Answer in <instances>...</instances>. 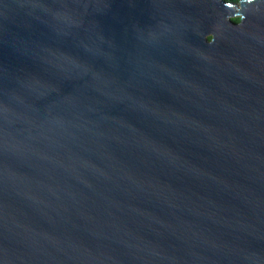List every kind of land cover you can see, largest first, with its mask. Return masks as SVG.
Here are the masks:
<instances>
[{"label": "water", "instance_id": "water-1", "mask_svg": "<svg viewBox=\"0 0 264 264\" xmlns=\"http://www.w3.org/2000/svg\"><path fill=\"white\" fill-rule=\"evenodd\" d=\"M0 264H264V0H0Z\"/></svg>", "mask_w": 264, "mask_h": 264}, {"label": "trees", "instance_id": "trees-1", "mask_svg": "<svg viewBox=\"0 0 264 264\" xmlns=\"http://www.w3.org/2000/svg\"><path fill=\"white\" fill-rule=\"evenodd\" d=\"M224 1L229 2V3H239L242 0H224ZM233 21L238 23L239 19H233Z\"/></svg>", "mask_w": 264, "mask_h": 264}]
</instances>
